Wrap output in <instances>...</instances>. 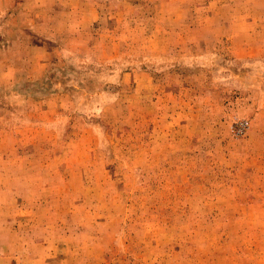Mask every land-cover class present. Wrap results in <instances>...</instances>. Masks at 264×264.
<instances>
[{
	"label": "rangeland",
	"instance_id": "rangeland-1",
	"mask_svg": "<svg viewBox=\"0 0 264 264\" xmlns=\"http://www.w3.org/2000/svg\"><path fill=\"white\" fill-rule=\"evenodd\" d=\"M0 264H264V0H0Z\"/></svg>",
	"mask_w": 264,
	"mask_h": 264
}]
</instances>
